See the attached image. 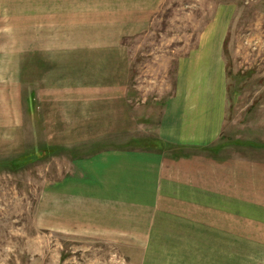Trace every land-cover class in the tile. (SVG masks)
I'll list each match as a JSON object with an SVG mask.
<instances>
[{"label": "crops", "instance_id": "crops-1", "mask_svg": "<svg viewBox=\"0 0 264 264\" xmlns=\"http://www.w3.org/2000/svg\"><path fill=\"white\" fill-rule=\"evenodd\" d=\"M166 1L20 0L19 40L0 44V161L70 152L51 194L138 228L150 264H264V161L218 140L234 6L214 7L161 101L131 103L123 40Z\"/></svg>", "mask_w": 264, "mask_h": 264}, {"label": "rangeland", "instance_id": "rangeland-1", "mask_svg": "<svg viewBox=\"0 0 264 264\" xmlns=\"http://www.w3.org/2000/svg\"><path fill=\"white\" fill-rule=\"evenodd\" d=\"M217 4L235 9L223 44L227 106L218 140L264 161V0H167L151 27L123 40L131 103L154 104L173 89L177 57ZM19 7L20 0H0V44L18 42L11 17ZM50 151L0 161V264H150L138 228L108 226L82 202L51 194L65 182L70 152Z\"/></svg>", "mask_w": 264, "mask_h": 264}]
</instances>
